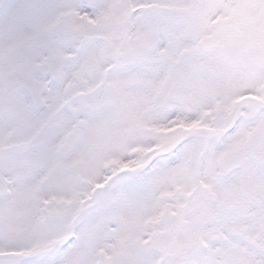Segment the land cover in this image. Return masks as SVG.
Masks as SVG:
<instances>
[{"label":"snow or ice","instance_id":"1","mask_svg":"<svg viewBox=\"0 0 264 264\" xmlns=\"http://www.w3.org/2000/svg\"><path fill=\"white\" fill-rule=\"evenodd\" d=\"M0 264H264V0H0Z\"/></svg>","mask_w":264,"mask_h":264}]
</instances>
